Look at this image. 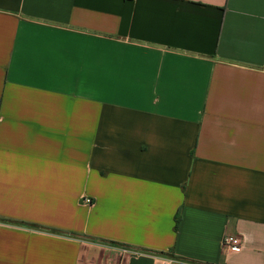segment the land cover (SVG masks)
Masks as SVG:
<instances>
[{
  "label": "crops",
  "instance_id": "crops-1",
  "mask_svg": "<svg viewBox=\"0 0 264 264\" xmlns=\"http://www.w3.org/2000/svg\"><path fill=\"white\" fill-rule=\"evenodd\" d=\"M166 263L264 264V0H0V264Z\"/></svg>",
  "mask_w": 264,
  "mask_h": 264
},
{
  "label": "built area",
  "instance_id": "built-area-1",
  "mask_svg": "<svg viewBox=\"0 0 264 264\" xmlns=\"http://www.w3.org/2000/svg\"><path fill=\"white\" fill-rule=\"evenodd\" d=\"M83 203L90 204V198H83ZM222 245L225 250L234 251L240 248L241 238L238 234H226L222 240ZM167 264V263H166Z\"/></svg>",
  "mask_w": 264,
  "mask_h": 264
},
{
  "label": "trees",
  "instance_id": "trees-1",
  "mask_svg": "<svg viewBox=\"0 0 264 264\" xmlns=\"http://www.w3.org/2000/svg\"><path fill=\"white\" fill-rule=\"evenodd\" d=\"M178 219H179V212H177V213L175 214V217H174V228H175V229H176V227H177Z\"/></svg>",
  "mask_w": 264,
  "mask_h": 264
}]
</instances>
